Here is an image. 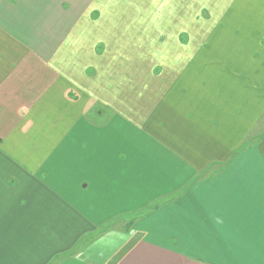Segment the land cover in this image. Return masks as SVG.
I'll list each match as a JSON object with an SVG mask.
<instances>
[{
  "label": "crops",
  "instance_id": "1",
  "mask_svg": "<svg viewBox=\"0 0 264 264\" xmlns=\"http://www.w3.org/2000/svg\"><path fill=\"white\" fill-rule=\"evenodd\" d=\"M262 121L264 0H0V264H264Z\"/></svg>",
  "mask_w": 264,
  "mask_h": 264
},
{
  "label": "rangeland",
  "instance_id": "2",
  "mask_svg": "<svg viewBox=\"0 0 264 264\" xmlns=\"http://www.w3.org/2000/svg\"><path fill=\"white\" fill-rule=\"evenodd\" d=\"M193 1H194V0H193ZM191 3L194 4V2H192V1H191ZM189 11H190V9H189ZM189 11H188V13H190ZM193 12H195V11L193 10ZM261 125H262V127H264V123H263V121L261 122ZM257 130H260V129H257ZM257 130H256V131H257ZM260 134H261V133H260ZM257 135H258V134H256V135L253 134V136H257ZM251 137H252V135H251Z\"/></svg>",
  "mask_w": 264,
  "mask_h": 264
},
{
  "label": "trees",
  "instance_id": "3",
  "mask_svg": "<svg viewBox=\"0 0 264 264\" xmlns=\"http://www.w3.org/2000/svg\"><path fill=\"white\" fill-rule=\"evenodd\" d=\"M253 136V135H252Z\"/></svg>",
  "mask_w": 264,
  "mask_h": 264
}]
</instances>
